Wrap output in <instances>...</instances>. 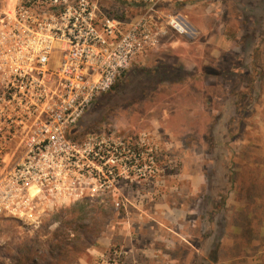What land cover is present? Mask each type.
<instances>
[{
  "label": "rangeland",
  "instance_id": "obj_1",
  "mask_svg": "<svg viewBox=\"0 0 264 264\" xmlns=\"http://www.w3.org/2000/svg\"><path fill=\"white\" fill-rule=\"evenodd\" d=\"M92 3L162 35L73 132L91 150L73 168L82 195L39 227L0 217V264H99L114 250L116 264H264V0ZM219 172L237 181L224 185ZM220 195L217 233L203 211ZM258 219L259 240L244 244ZM248 220L242 233L232 225Z\"/></svg>",
  "mask_w": 264,
  "mask_h": 264
},
{
  "label": "built area",
  "instance_id": "obj_2",
  "mask_svg": "<svg viewBox=\"0 0 264 264\" xmlns=\"http://www.w3.org/2000/svg\"><path fill=\"white\" fill-rule=\"evenodd\" d=\"M161 35L145 17L125 25L98 16L92 0H8L0 9V217L39 227L82 195L73 168L91 150L73 132Z\"/></svg>",
  "mask_w": 264,
  "mask_h": 264
},
{
  "label": "trees",
  "instance_id": "obj_3",
  "mask_svg": "<svg viewBox=\"0 0 264 264\" xmlns=\"http://www.w3.org/2000/svg\"><path fill=\"white\" fill-rule=\"evenodd\" d=\"M114 87V86H113ZM112 87V88H113ZM214 149V146H213ZM218 153V152H217ZM217 153H215V155H217ZM220 180L224 185L225 184H230V185H234L235 182L237 181L236 179V172H231V174L227 177L224 176V174L220 173ZM247 184V188H245V192H247V194L250 196V198H255V194H252L253 192L255 193L260 186V184L258 183V180L253 178L251 179V182H246ZM213 196L208 197V199L210 201H212ZM259 198V197H258ZM260 199V198H259ZM251 203V202H250ZM224 204H225V197H223L222 195L219 196V201L218 203H216L212 209L209 208V210H204L203 213L206 215V217L208 216V220H210L209 222L214 223L215 229L217 233H221L223 230V227L225 225L224 219H225V215H226V210L224 209ZM250 216V214H248L247 216H245V218H248ZM251 220H254L253 218H251ZM262 221L258 219V221L256 222V224L254 225L253 230L248 228V225L251 224V221L248 220L246 223H242V224H232L234 227H236L240 233H242L243 229L247 226V230L245 229V237H243V239H245V243L246 245H251L253 241L259 240L258 238L254 237V233L257 231V229L260 227ZM256 230V231H255ZM204 260V258H203ZM206 260V259H205ZM215 260V259H214ZM19 264H27L25 261L21 262Z\"/></svg>",
  "mask_w": 264,
  "mask_h": 264
},
{
  "label": "crops",
  "instance_id": "obj_4",
  "mask_svg": "<svg viewBox=\"0 0 264 264\" xmlns=\"http://www.w3.org/2000/svg\"><path fill=\"white\" fill-rule=\"evenodd\" d=\"M7 2H8V0H3V2L1 1V4H7ZM5 6H7V5H5ZM98 255L103 256L104 254L101 252V253H98Z\"/></svg>",
  "mask_w": 264,
  "mask_h": 264
}]
</instances>
